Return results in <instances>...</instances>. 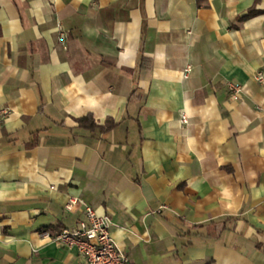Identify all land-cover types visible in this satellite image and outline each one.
<instances>
[{"label": "crops", "instance_id": "0c3cea01", "mask_svg": "<svg viewBox=\"0 0 264 264\" xmlns=\"http://www.w3.org/2000/svg\"><path fill=\"white\" fill-rule=\"evenodd\" d=\"M0 108V264H80L70 196L130 264H264V0H0Z\"/></svg>", "mask_w": 264, "mask_h": 264}, {"label": "built area", "instance_id": "2783aa9c", "mask_svg": "<svg viewBox=\"0 0 264 264\" xmlns=\"http://www.w3.org/2000/svg\"><path fill=\"white\" fill-rule=\"evenodd\" d=\"M58 38L65 40L66 34L57 27ZM65 47V46H64ZM191 71V65H186L181 71L182 78H186ZM254 79L263 82V74L257 72ZM231 97L237 99L243 91V86L228 82ZM8 110L0 108V120L8 115ZM181 124H187V115L182 112L179 117ZM80 205L84 218L74 227L64 228L50 236L53 243L62 248H75L80 257V264H130L129 256L120 249L112 239L110 227L111 219L106 215L98 214L91 206L85 204L76 196H70L64 208L75 210Z\"/></svg>", "mask_w": 264, "mask_h": 264}, {"label": "trees", "instance_id": "16d2710c", "mask_svg": "<svg viewBox=\"0 0 264 264\" xmlns=\"http://www.w3.org/2000/svg\"><path fill=\"white\" fill-rule=\"evenodd\" d=\"M252 13H253V11H250V12H248V15H251ZM143 62H144V59L143 58L140 59V63H139V67L140 68L143 67L142 66ZM78 123L82 127L86 128V129H91L92 130L95 127H97L95 122H94V120H93V118L91 116H89V115L79 118L78 119ZM107 123H108V126H109V121Z\"/></svg>", "mask_w": 264, "mask_h": 264}]
</instances>
